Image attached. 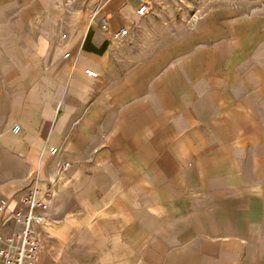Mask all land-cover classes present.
Returning a JSON list of instances; mask_svg holds the SVG:
<instances>
[{
  "label": "crops",
  "instance_id": "crops-1",
  "mask_svg": "<svg viewBox=\"0 0 264 264\" xmlns=\"http://www.w3.org/2000/svg\"><path fill=\"white\" fill-rule=\"evenodd\" d=\"M70 1L0 0L4 216L54 193L40 264H264V20L181 37L155 12L171 0Z\"/></svg>",
  "mask_w": 264,
  "mask_h": 264
},
{
  "label": "built area",
  "instance_id": "built-area-1",
  "mask_svg": "<svg viewBox=\"0 0 264 264\" xmlns=\"http://www.w3.org/2000/svg\"><path fill=\"white\" fill-rule=\"evenodd\" d=\"M62 9L67 12L71 1L61 0ZM150 12L147 3L137 9L138 18H145ZM114 15H99L98 11L91 14L90 27L96 23L99 27L105 28ZM129 37V31L118 29L108 34V40L112 43H121ZM67 42L64 34L58 37V44L63 46ZM70 58V53H66L63 59ZM85 76L96 79L98 76L91 70L85 71ZM82 95L79 99H82ZM20 131L19 125H14L12 133L17 135ZM50 154L56 155V149H52ZM72 173L68 164H63L57 175L56 183H63L65 179L71 178ZM54 193L52 191L40 192L37 189L29 190L21 205L13 212L4 216L8 206L7 201L0 202V264H40V253L42 249L43 232L49 225L50 209Z\"/></svg>",
  "mask_w": 264,
  "mask_h": 264
},
{
  "label": "rangeland",
  "instance_id": "rangeland-1",
  "mask_svg": "<svg viewBox=\"0 0 264 264\" xmlns=\"http://www.w3.org/2000/svg\"><path fill=\"white\" fill-rule=\"evenodd\" d=\"M155 12L164 14L168 32H178L183 37L206 18L221 17L225 13L264 20V0H171Z\"/></svg>",
  "mask_w": 264,
  "mask_h": 264
},
{
  "label": "bare ground",
  "instance_id": "bare-ground-1",
  "mask_svg": "<svg viewBox=\"0 0 264 264\" xmlns=\"http://www.w3.org/2000/svg\"><path fill=\"white\" fill-rule=\"evenodd\" d=\"M8 140L10 141V142H12V141H17L16 140V137H14V136H10L9 138H8ZM69 226V224H65V223H63L61 226H60V228H58L57 230H58V236H60V235H63L64 233H66V232H68L69 231V229H68V226Z\"/></svg>",
  "mask_w": 264,
  "mask_h": 264
}]
</instances>
